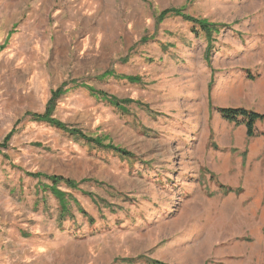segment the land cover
Segmentation results:
<instances>
[{
  "label": "rangeland",
  "instance_id": "rangeland-1",
  "mask_svg": "<svg viewBox=\"0 0 264 264\" xmlns=\"http://www.w3.org/2000/svg\"><path fill=\"white\" fill-rule=\"evenodd\" d=\"M219 108L264 114V0H0V264H264V122Z\"/></svg>",
  "mask_w": 264,
  "mask_h": 264
},
{
  "label": "trees",
  "instance_id": "trees-1",
  "mask_svg": "<svg viewBox=\"0 0 264 264\" xmlns=\"http://www.w3.org/2000/svg\"><path fill=\"white\" fill-rule=\"evenodd\" d=\"M163 17H169V16H181L185 20H188L189 22H192L195 25H198L200 27V32L202 34H205L208 38L209 41L212 40L213 38V33L218 32L219 28L217 24L211 23L207 19H198L195 18L189 14H186L184 11V8H170L166 9L165 11L162 12ZM164 19V18H163ZM198 33V31H197ZM122 78V76H120ZM123 78H127L130 81H137V78H133L131 76H123ZM78 86H82V84H76ZM87 89L90 90L91 94L100 97L107 101L108 103H111L114 105L116 108L127 111V103L134 102L131 99H120L116 96L110 95L105 91L101 90H96L90 86H85ZM61 91H58L60 94ZM218 111L220 114L223 116V118L229 120V121H234L238 124H244L247 129V134L249 137H255L258 136V131L256 129V124L258 121L264 122V114L259 113L256 111L252 110H247L244 108H219ZM36 118L38 120L46 121L49 122L50 125H53L59 129H62L64 131L70 132L74 135H78L84 139H86L89 142H92L94 144H97L101 147H105L108 149H112L116 152H119L120 154L124 156H129V157H135V155L126 149H123L121 147L114 146L112 144L105 145L102 140L96 139L93 137H89L88 135H85L78 129L74 128H69L66 124L58 121L57 119H54L52 117L51 110H48V112L44 115H37ZM32 177L36 178H41L44 176L45 179L49 180L51 182L50 185H47V189L52 192V194L56 197L58 200L59 204V215H58V223L60 227H64V223L69 220L70 216H73L72 212V207L73 205L77 207V209L83 213L84 216H86L91 224L95 223V218L91 216L87 211L81 206L79 201L75 199L72 193L65 191L60 188V184L66 185L67 188L71 190H80L86 195H89L91 197H94V193L86 191L82 189L81 185L88 181L92 180H84V181H76L70 178H65L63 176H58V175H38V174H29ZM95 199V198H94ZM102 202L99 203L97 202L98 205H103L105 207L107 206H113V203H108L106 200L101 199ZM112 211L115 212L116 209L112 208ZM152 264H167L164 263L163 261H158V260H153L151 261Z\"/></svg>",
  "mask_w": 264,
  "mask_h": 264
}]
</instances>
